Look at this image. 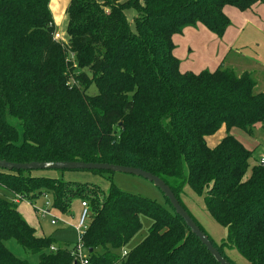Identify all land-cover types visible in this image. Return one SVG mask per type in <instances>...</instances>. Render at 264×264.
<instances>
[{"label": "trees", "instance_id": "obj_1", "mask_svg": "<svg viewBox=\"0 0 264 264\" xmlns=\"http://www.w3.org/2000/svg\"><path fill=\"white\" fill-rule=\"evenodd\" d=\"M257 2L264 0H69L61 41L53 37L49 0H0V159L149 171L225 259L264 264V160L230 134L264 129V91L248 71L221 64L183 72L173 44V35L197 24L221 38L230 25L225 7L245 11ZM219 129L223 135L207 144ZM33 171L0 169V264H28L6 247L11 239L37 254V264H79L75 243L37 236L19 213V200L38 194L65 215L73 199L86 201L88 264H219L167 198L162 206L122 191L111 171L54 170L100 175L106 192ZM198 206L224 228L218 239L195 217ZM141 215L151 220L146 235L125 250Z\"/></svg>", "mask_w": 264, "mask_h": 264}, {"label": "rangeland", "instance_id": "obj_2", "mask_svg": "<svg viewBox=\"0 0 264 264\" xmlns=\"http://www.w3.org/2000/svg\"><path fill=\"white\" fill-rule=\"evenodd\" d=\"M58 1L59 5L56 4ZM68 3L69 0L49 1L54 32L59 34V40L61 41L66 40L64 31ZM233 10L235 15L231 22L233 24L232 28L235 29L233 35L236 39L230 46L238 49L245 57H238L239 59L227 57V59H229V63L236 72L248 71L253 75L256 91H264V4L257 5V8L253 9L255 10V12L252 11V15L255 17L253 22L244 17L245 15H251V11L247 13V11L244 12L234 8ZM124 13L127 19L131 21L134 15L133 10L125 8ZM217 39L201 24L184 29L180 34L173 35L174 55L180 61V70L192 73H197L201 70H214L217 67L215 63L220 60L221 54L219 52L222 44L224 42L229 43L223 37L220 41ZM90 91H96L94 85H91ZM12 123L20 130V124L17 120L12 119ZM220 134L223 135L221 130L208 136L207 138H210V140H208L207 144L216 141ZM230 134L236 137L246 148L253 151L252 157L255 161L259 162L261 158H264V129L259 125H255L250 134L237 127L232 128ZM32 173L36 176L58 177L66 181L94 184L103 192H106L109 187V181L106 178L88 171H65L61 174L54 170H36ZM111 182L122 191L155 200L160 205L166 206L165 198L159 188L141 176L112 172ZM46 202H48V205H46ZM80 202L81 199H73L70 206L71 212L69 215H65L57 212L52 207L51 199L47 194H38L31 201L20 199L17 203V209L25 221L35 229L37 236H51L58 243L68 242L74 244L78 240V232L75 229V225L81 212ZM44 209L48 210V212L42 213ZM195 211H193L195 217L208 235L218 239L221 234H224V228L219 226L204 208L202 209L201 206H198ZM54 217L56 222L52 224L51 221ZM140 220L141 228L126 243L123 249L127 250L133 247L146 235L151 220L144 215L140 216ZM5 245L14 255L26 259L28 264H37V254L24 250L14 240L6 241ZM236 263H240L237 258Z\"/></svg>", "mask_w": 264, "mask_h": 264}, {"label": "water", "instance_id": "obj_3", "mask_svg": "<svg viewBox=\"0 0 264 264\" xmlns=\"http://www.w3.org/2000/svg\"><path fill=\"white\" fill-rule=\"evenodd\" d=\"M0 169L4 170H106L111 172L129 173L141 176L151 181L163 196L167 198L174 212L182 218L185 225L190 229L206 250L219 264H232L225 259L220 252L213 246L208 236L199 228L187 211L179 203L169 186L155 174L134 166H125L108 162H83V161H31V162H12L0 159Z\"/></svg>", "mask_w": 264, "mask_h": 264}, {"label": "crops", "instance_id": "obj_4", "mask_svg": "<svg viewBox=\"0 0 264 264\" xmlns=\"http://www.w3.org/2000/svg\"><path fill=\"white\" fill-rule=\"evenodd\" d=\"M50 1V0H49ZM56 4H58L59 5V1H58V3H56ZM260 4H264V3H259V2H257V3H255V4H253L252 5V7L250 8V9H248V10H245V11H247V13H249V11H251V15H245L244 17H245V19H247V20H249V21H254L255 20V17L252 15V11H254L255 12V10H253L255 7L257 8V5H260ZM54 5V4H53ZM55 7V6H54ZM233 8L234 7H231V6H227V7H225V9H224V11H225V14L227 15V17L229 18V20H230V25H229V27L225 30V32H224V34H223V38L224 39H226V40H228V44L226 43V42H224L223 44H222V46H221V48H220V52H219V54H221L220 55V60L217 62V63H215V65L218 67L220 64L221 65H223V66H225V67H229V68H231V69H233L234 71H235V69H234V67L229 63V59H227V57H230L231 59L233 58V57H235V58H238V57H241V58H244L245 56L242 54V52H240L238 49H236V48H232L231 46H230V44L232 43V42H234V40L236 39L235 38V36L233 35V32L235 31V29H233L232 27H233V24H232V22H231V19L232 18H234V10H233ZM235 9V8H234ZM55 10H56V7H55ZM237 10V9H236ZM244 11V12H245ZM189 27H187V28H185V29H188ZM211 33V32H210ZM212 34V33H211ZM213 35V37L216 39L217 37L214 35V34H212ZM222 37L221 38H218L217 40H221L222 39ZM227 59V60H226ZM239 59V58H238ZM217 67H215V68H217ZM236 72V71H235ZM241 72V71H240ZM239 72V73H240ZM237 74H239L238 72H236Z\"/></svg>", "mask_w": 264, "mask_h": 264}, {"label": "built area", "instance_id": "obj_5", "mask_svg": "<svg viewBox=\"0 0 264 264\" xmlns=\"http://www.w3.org/2000/svg\"><path fill=\"white\" fill-rule=\"evenodd\" d=\"M54 39L55 40H59L60 37H59V34L58 33H55L53 35ZM264 158H261V162H263ZM19 197H17L18 199ZM46 205H48V202H46ZM80 208H81V212L78 216V219H77V223L75 225V229L76 231L78 232V240L77 242L74 244V248L72 250V254L74 256V259L76 261L79 262V264H88V259H87V255H86V250L83 248V244H82V233L86 227V224H87V218H88V206H87V203L86 201H81L80 202ZM44 212H48V210L44 209L42 211V213ZM55 218V217H54ZM51 221L52 224H54L56 222V218ZM53 248V247H51ZM124 253V252H123Z\"/></svg>", "mask_w": 264, "mask_h": 264}]
</instances>
